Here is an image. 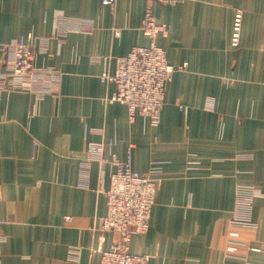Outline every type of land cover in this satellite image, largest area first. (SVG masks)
I'll return each instance as SVG.
<instances>
[{
	"label": "crops",
	"instance_id": "1",
	"mask_svg": "<svg viewBox=\"0 0 264 264\" xmlns=\"http://www.w3.org/2000/svg\"><path fill=\"white\" fill-rule=\"evenodd\" d=\"M147 5L168 27L156 37L168 62H186L165 84L156 123L130 120L126 104L109 100L114 84L100 80L116 57L149 44L140 29ZM29 33L36 68L55 72L0 91L6 264H99L119 237L101 227L110 160H125L129 145L132 167L156 183L132 253L149 254L148 264H264V0H0L2 69L10 43ZM100 142L106 160L89 159ZM154 163L160 170L150 172ZM240 185L257 189L253 225H230Z\"/></svg>",
	"mask_w": 264,
	"mask_h": 264
},
{
	"label": "built area",
	"instance_id": "2",
	"mask_svg": "<svg viewBox=\"0 0 264 264\" xmlns=\"http://www.w3.org/2000/svg\"><path fill=\"white\" fill-rule=\"evenodd\" d=\"M103 4L113 6L115 0H101ZM243 12L237 8L233 12L230 44L237 47L240 42ZM150 42L144 46H133L125 55L115 58V68L107 69L100 74L103 83L115 86L110 101H118L127 105L129 119L135 114L150 118L152 123L158 120L164 102L165 84L171 79L173 72L184 68L186 62L173 65L168 62L162 47L156 43L158 35H166L168 27L158 22L150 5L144 10L140 26ZM118 30L115 33L118 34ZM31 33L17 36L11 43L12 59L6 69L0 66V91L7 88L25 87L24 81L38 74L55 72L53 69L39 71L35 66V55L32 47ZM103 143H91L89 159L105 161ZM131 145L127 148L125 160L112 158L108 185L103 191L106 212L101 217V227L118 233L119 237L107 249L100 250L99 264H148L150 255L132 253L129 243L132 234L145 232L149 228L151 208L155 201V179L148 173H140L131 165ZM160 170L154 163L150 172ZM241 196L237 209L231 219V226L253 225L250 218V203L257 189L249 185L238 186ZM244 196V197H243ZM229 236L236 237L238 232L229 231ZM236 249L234 242L226 246L227 253ZM0 264H6L0 257Z\"/></svg>",
	"mask_w": 264,
	"mask_h": 264
}]
</instances>
